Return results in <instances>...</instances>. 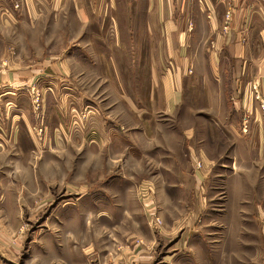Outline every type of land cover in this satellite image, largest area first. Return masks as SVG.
<instances>
[{
    "label": "rangeland",
    "instance_id": "rangeland-1",
    "mask_svg": "<svg viewBox=\"0 0 264 264\" xmlns=\"http://www.w3.org/2000/svg\"><path fill=\"white\" fill-rule=\"evenodd\" d=\"M30 2L0 0V76L11 84L13 74L27 76L10 103L0 101V118L9 109L11 119L9 129L0 121V264H264L260 207L238 204L258 203L262 185L246 171L245 193L236 190L220 169L231 147L217 141L232 130L247 135L240 121L250 114L231 102L229 110L207 108L219 90L194 77L182 81V110L165 114L159 91L152 98L163 44L146 29L159 14L141 12L143 0ZM10 14L22 22L9 27ZM62 60L63 76L51 68ZM201 113L228 114L236 126L214 140ZM136 118L179 121L173 141L196 128L214 166L201 179V158L185 150L172 159L134 156L124 143L85 138L93 126L126 133Z\"/></svg>",
    "mask_w": 264,
    "mask_h": 264
},
{
    "label": "crops",
    "instance_id": "crops-1",
    "mask_svg": "<svg viewBox=\"0 0 264 264\" xmlns=\"http://www.w3.org/2000/svg\"><path fill=\"white\" fill-rule=\"evenodd\" d=\"M30 3L32 7H37L44 5V0H31ZM143 5L144 10L141 12L148 15L159 14L158 21L148 20L146 29L154 31V35L158 36V39L155 38V42L158 41L156 45L163 44L161 66H157L156 69V76L162 82L157 84L152 98L156 101L155 95L159 91L162 95L160 107L165 114L173 117L176 111L182 110V105L186 103L182 81L192 77L196 78L197 85L201 88L214 86L219 90V96L210 98L207 108L229 110L231 102L235 110L241 109L243 115L246 111L250 114L249 120L243 117L240 121L241 126L247 123L250 127L247 135L232 130L230 136L220 137L222 133L225 135L223 127L230 126L232 129L236 126L228 114L221 118L201 113L200 120L207 126L208 137L216 140L219 136L225 141L217 140L219 143L226 145L227 142L230 145L226 156L227 163L223 162L220 169L224 170L221 174H227L228 181L235 182L236 190L239 192L243 190L245 193L247 187L241 186L240 183L241 176L246 171L258 176L263 190L259 202L251 201L249 198L240 199L238 204L259 205V221L264 226V115L261 111V101H264V0H143ZM10 15L11 21L8 20L6 23L9 27L22 22L13 14ZM6 24L2 27L6 28L8 26ZM151 40H154V37L150 38L149 34L148 45H151L149 43ZM73 57L76 58L74 55ZM61 62L59 66L51 68L63 76L68 60ZM26 78L27 76L13 74L11 84L12 78H9V74H1L0 101H3V105L10 103L14 98L12 95L16 93L12 88L21 87L25 84ZM256 93L260 100L255 96ZM23 99L20 97L22 102ZM100 106H103L102 103ZM129 109L133 112L134 104L130 103ZM5 110L0 121L3 123L8 121L9 129L11 123V119H8L9 109ZM135 112L137 115V111ZM21 118L25 121L28 116L24 113ZM136 120L137 124L132 128L127 127L129 131L126 133L117 131L118 124H115L117 127L115 130H109L110 128L105 126L106 133L93 126L86 129L85 138L96 145L108 141H114L118 145L124 143V147L129 148L134 156H141L146 152L148 157H154L155 153H158V158L172 159L175 156L174 151L178 152L177 156L182 157L185 150L192 154L191 157L201 158L199 161L203 167L199 174L201 179L209 172L210 165L214 166L216 162L214 158L198 145L199 134L196 128L182 131L181 137L178 135L177 140L173 141V128L179 125V121L170 118ZM144 122L152 125V128L148 126L140 128ZM190 125L194 126V123ZM160 132H163L162 140H159ZM170 171L171 169L162 170L165 174ZM221 174L219 181L223 179ZM238 182L239 186H236ZM248 234L245 233V236Z\"/></svg>",
    "mask_w": 264,
    "mask_h": 264
},
{
    "label": "built area",
    "instance_id": "built-area-1",
    "mask_svg": "<svg viewBox=\"0 0 264 264\" xmlns=\"http://www.w3.org/2000/svg\"><path fill=\"white\" fill-rule=\"evenodd\" d=\"M255 92H257V91L255 90ZM256 97H257V99L260 100V97H259L258 93H256ZM261 109H262V111L264 113V101H261ZM245 127L246 128L248 127L247 123H245Z\"/></svg>",
    "mask_w": 264,
    "mask_h": 264
}]
</instances>
